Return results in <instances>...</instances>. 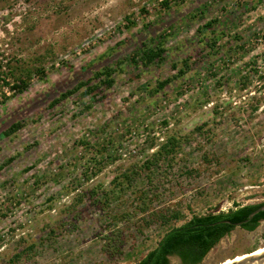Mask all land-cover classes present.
Here are the masks:
<instances>
[{
    "label": "rangeland",
    "instance_id": "rangeland-1",
    "mask_svg": "<svg viewBox=\"0 0 264 264\" xmlns=\"http://www.w3.org/2000/svg\"><path fill=\"white\" fill-rule=\"evenodd\" d=\"M158 2L0 0L1 76L28 83L0 95V264H136L192 215L264 201V0ZM263 245L264 221L236 226L200 264Z\"/></svg>",
    "mask_w": 264,
    "mask_h": 264
},
{
    "label": "trees",
    "instance_id": "trees-1",
    "mask_svg": "<svg viewBox=\"0 0 264 264\" xmlns=\"http://www.w3.org/2000/svg\"><path fill=\"white\" fill-rule=\"evenodd\" d=\"M179 0H159V6L162 8H169L172 2L177 3ZM213 20H210L204 24V27L211 28ZM150 46L147 43H142L138 50L129 56V60L136 63L147 65L149 62L159 58L163 53L164 49L161 43L154 41ZM174 65V64H173ZM112 66H103L93 73V78L98 79V84H102L106 87L112 85L113 79L111 78L112 73L115 71ZM41 71V70H40ZM183 69L179 68L178 72H182ZM1 61H0V95L6 96V91L2 89V85L7 90L11 91V95L21 93L27 86V80L20 78L12 83L1 76ZM169 80L165 79L158 83L161 87L166 84ZM82 85L78 83L76 88ZM17 124H11L8 131H15ZM7 133V132H6ZM179 139L175 135L167 136L165 141L159 145V147L152 152L149 156L150 159L146 160L145 167H148L152 161H158L160 158L168 157L170 154H174L176 150H179ZM124 177L128 181L129 173H125ZM117 185L121 186L119 182ZM113 190L104 192L102 203L106 204ZM260 203L256 204H245L236 206L235 210L228 212L208 213L205 215H192L187 221L179 226H174L167 229L158 239L156 244L141 255L136 264H169V256L176 255L180 262L179 264H200L205 254L209 249L214 246L218 240L226 233L230 232L234 228V224H227L221 222V220L228 219L231 222H238L245 219L253 209L258 207ZM177 212H173L172 217H177ZM264 216V209L254 214L253 217L241 224V227L246 230H252L258 225V219ZM162 219V222H165ZM111 241V250L118 252V243L121 242L120 233L118 231L112 232L110 235L105 236ZM107 243V244H108ZM115 253V252H114Z\"/></svg>",
    "mask_w": 264,
    "mask_h": 264
},
{
    "label": "water",
    "instance_id": "water-1",
    "mask_svg": "<svg viewBox=\"0 0 264 264\" xmlns=\"http://www.w3.org/2000/svg\"><path fill=\"white\" fill-rule=\"evenodd\" d=\"M264 209V201L258 205V207H256L255 209H253L250 213H248L247 217L245 219H243L242 221H238L236 223H233L235 226H239L242 223H245L246 221L250 220L254 214L258 213L259 211ZM221 222L224 223H231L229 220H221ZM172 256H169V258ZM177 259V257H174ZM178 260V259H177ZM264 261V251L260 252L258 254H250V255H246L243 258H241L240 260H235L232 262H229L227 264H262V262Z\"/></svg>",
    "mask_w": 264,
    "mask_h": 264
},
{
    "label": "flooded vegetation",
    "instance_id": "flooded-vegetation-1",
    "mask_svg": "<svg viewBox=\"0 0 264 264\" xmlns=\"http://www.w3.org/2000/svg\"><path fill=\"white\" fill-rule=\"evenodd\" d=\"M235 209H236V206H235L232 210H235ZM227 212H228V211H227ZM226 220H228V219H226ZM229 221H230V220H229ZM263 221H264V216L261 217L260 219H258V225H259L261 222H263ZM230 222H231V221H230ZM234 223H235V222H234ZM227 224H233V222H231V223H227ZM258 225H257V226H258ZM233 226L236 227L235 225H233ZM257 226H256V227H257ZM239 227H241V225H239ZM256 227H255V228H256ZM241 228H242V227H241ZM255 228H254V229H255ZM242 229H244V228H242ZM244 230H246V229H244ZM252 230H253V229H252ZM252 230H246V231H252ZM227 234H229V232L226 233V234H224L223 236H225V235H227ZM223 236H222V237H223ZM222 237H221V238H222ZM263 246H264V245H263ZM263 246H261V247H263ZM260 249H261V248H260ZM255 251H256V250H254V252H255ZM171 256H173V257H177L176 255H171ZM177 259H178V261L180 262V260H179L178 257H177Z\"/></svg>",
    "mask_w": 264,
    "mask_h": 264
},
{
    "label": "bare ground",
    "instance_id": "bare-ground-1",
    "mask_svg": "<svg viewBox=\"0 0 264 264\" xmlns=\"http://www.w3.org/2000/svg\"><path fill=\"white\" fill-rule=\"evenodd\" d=\"M263 251H264V246L261 247V249H257L255 252L253 251V252H251V253H249V254H247V255H250V254H258V253L263 252ZM244 256H246V255H243V256H240V257H244ZM235 260H240V258L237 257V258L231 260V262H232V261H235ZM222 264H223V263H222ZM262 264H264V261L262 262Z\"/></svg>",
    "mask_w": 264,
    "mask_h": 264
},
{
    "label": "crops",
    "instance_id": "crops-1",
    "mask_svg": "<svg viewBox=\"0 0 264 264\" xmlns=\"http://www.w3.org/2000/svg\"><path fill=\"white\" fill-rule=\"evenodd\" d=\"M157 241H158V240H157ZM155 244H156V243H155ZM152 247H153V246H152ZM152 247H151V248H152ZM151 248H149V249H151ZM149 249H148V250H149ZM148 250H146V251H148ZM146 251H145V252H146ZM145 252H144V253H145ZM144 253H142L141 255H143ZM141 255H140V256H141Z\"/></svg>",
    "mask_w": 264,
    "mask_h": 264
}]
</instances>
